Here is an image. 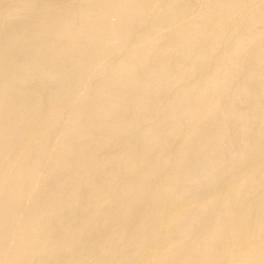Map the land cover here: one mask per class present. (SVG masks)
I'll list each match as a JSON object with an SVG mask.
<instances>
[{
  "label": "bare ground",
  "instance_id": "bare-ground-1",
  "mask_svg": "<svg viewBox=\"0 0 264 264\" xmlns=\"http://www.w3.org/2000/svg\"><path fill=\"white\" fill-rule=\"evenodd\" d=\"M0 264H264V0H0Z\"/></svg>",
  "mask_w": 264,
  "mask_h": 264
}]
</instances>
